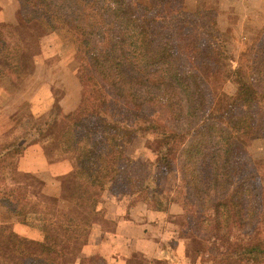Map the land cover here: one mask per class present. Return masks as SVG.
<instances>
[{
	"label": "trees",
	"instance_id": "obj_1",
	"mask_svg": "<svg viewBox=\"0 0 264 264\" xmlns=\"http://www.w3.org/2000/svg\"><path fill=\"white\" fill-rule=\"evenodd\" d=\"M16 3L18 24H0V74L25 70L29 39L15 29L65 31L84 65L85 90L74 111L34 123L25 138L0 147V206L13 222L43 233L19 251L0 236V264L76 259L102 215L99 192L133 201L152 173L120 149L135 135L158 153L159 171L178 177L172 203L185 214L172 218L189 227L193 255L204 264H264V164L250 152L249 134L264 125V15L235 66V47L204 5L188 12L186 0ZM226 82L234 87L229 97ZM231 118L238 122L230 127ZM44 136L57 144L65 169L20 172L18 159Z\"/></svg>",
	"mask_w": 264,
	"mask_h": 264
},
{
	"label": "rangeland",
	"instance_id": "obj_2",
	"mask_svg": "<svg viewBox=\"0 0 264 264\" xmlns=\"http://www.w3.org/2000/svg\"><path fill=\"white\" fill-rule=\"evenodd\" d=\"M0 1H5V3H9L10 1L11 3L13 2L8 11V17L12 22L10 21L11 23L6 24L9 26H16L19 22V5L16 7V0ZM200 5H204L208 9L217 12L219 29L235 47L234 64L235 66H239L242 56L253 45L258 34L262 30L264 0H186L185 3L188 12L195 11ZM16 12H18L17 20H14ZM15 31L17 30L15 29ZM18 32L21 38L24 37L31 41L25 40L27 43H25L23 48L27 55V61H25L26 64H24L25 70L7 75L10 77V81L6 82L5 88L10 92L11 98L13 97L11 100L12 109L18 108L12 113L10 119L5 117L4 122L6 123L8 121L7 130L9 131L4 135H0V147L11 144L19 138H25L34 123H42L52 116L64 114L61 105L64 103L66 94L68 93L69 97H75V100L79 97V101L81 102L85 90L84 81L82 80V77L84 78V65L77 59V53L72 40L65 31H60V33L53 35H42L38 30L34 31L29 29L23 33H21V31ZM48 83L52 84L50 90L53 95L52 106L47 111H43L42 109H44L46 103L43 100L40 102L39 106L36 107V112L38 113H35V101L33 100L36 98L37 92ZM71 93L74 95L76 94V96L70 95ZM222 93L226 97L232 96L234 94L233 84L231 82H226L222 88ZM46 94H48V90L43 93V96ZM226 122L231 127L236 124L238 120L237 118H231ZM1 124L2 118L0 120V125ZM249 134L250 137L254 139L250 152L255 156L257 161L264 164V125L251 129ZM44 141L46 143L48 142L46 136L41 139L40 143ZM24 143L26 145V142ZM40 143L36 146H39L41 150L46 148L48 151H54V149L57 148V144H50L49 142L41 145ZM121 144L123 146L120 149H122L124 153L129 154L137 162L152 170L151 175L147 177V181L144 184L145 187L143 185L141 186L143 189L138 192L135 200L131 202L135 204L151 201L158 203L161 213H168L166 220L174 222L177 225H175V230L181 238L185 239V237L188 236L189 227L185 225V223L183 225L181 219L172 218L174 215L169 213V206L174 204L172 203V198L174 197L173 189L174 186L179 184L178 177L174 174L167 175L158 170L160 156L155 152L154 147L144 138L135 135L129 144L124 146L122 141ZM51 160L53 161L54 159L52 158ZM136 173L139 172L136 171ZM155 176H158V181L153 183ZM121 191L122 186L118 187L114 192L120 194ZM98 196L102 204L112 201L109 193L99 192ZM127 206H131L130 203ZM184 214L183 211L182 215ZM5 217L10 220L7 213H5ZM20 233L15 231L14 226H11V228L8 227V229L0 226V236L3 237L4 240L10 238L9 246L12 251H19L23 248L26 239H24ZM196 238L199 240V237ZM209 240L213 244L212 239L210 238ZM186 242L187 255L191 264H204V257L197 258L193 255V239H187ZM208 246H210V243H208ZM207 257L206 255V258Z\"/></svg>",
	"mask_w": 264,
	"mask_h": 264
},
{
	"label": "crops",
	"instance_id": "obj_3",
	"mask_svg": "<svg viewBox=\"0 0 264 264\" xmlns=\"http://www.w3.org/2000/svg\"><path fill=\"white\" fill-rule=\"evenodd\" d=\"M12 3L0 1V24L12 22L8 17ZM15 5L17 7L18 4L15 2ZM17 14L18 12L14 20H17ZM28 29L22 26L18 28V31L23 33ZM18 31L16 32L20 37ZM4 65L0 61V69L3 70ZM8 81L10 77L0 74V120L2 118L0 135L9 131L7 130L8 121L4 122L5 117L10 119L12 113L18 108L12 109L13 97L11 98L10 92L5 88ZM51 85L48 83L37 92L33 100L35 113H38L36 107L43 100L46 103L42 110L47 111L51 108L53 102ZM46 90L48 94L43 96ZM79 104V97L75 100V97H69L67 93L61 108L64 114H68ZM39 149V146H34L18 159L20 172L57 174L65 169L62 154L57 148L54 151H48L46 148L39 151ZM109 195L112 201L99 206L98 211L102 215L92 221L88 237L76 251L77 258L67 264H191L187 255V242L179 236L175 230L176 226L170 220H166L168 213L156 211L147 203L133 204L126 197L117 198L111 193ZM129 203L131 206H127ZM5 213L6 210L0 206V226L7 229L14 226L15 231L21 232L20 234L26 240H43V233L39 228L13 222L5 217ZM169 213L180 216L183 210L179 205L171 204Z\"/></svg>",
	"mask_w": 264,
	"mask_h": 264
}]
</instances>
